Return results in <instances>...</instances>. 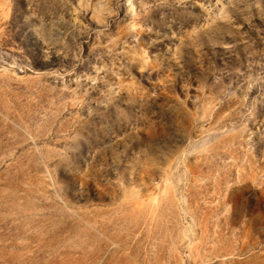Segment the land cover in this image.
<instances>
[{"label":"rangeland","instance_id":"374dc122","mask_svg":"<svg viewBox=\"0 0 264 264\" xmlns=\"http://www.w3.org/2000/svg\"><path fill=\"white\" fill-rule=\"evenodd\" d=\"M0 264H264V0H0Z\"/></svg>","mask_w":264,"mask_h":264}]
</instances>
